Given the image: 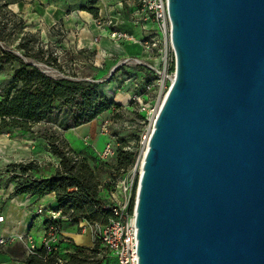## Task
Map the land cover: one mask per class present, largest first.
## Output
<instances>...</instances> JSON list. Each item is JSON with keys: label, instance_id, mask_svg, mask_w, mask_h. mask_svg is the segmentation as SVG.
Masks as SVG:
<instances>
[{"label": "water", "instance_id": "95a60500", "mask_svg": "<svg viewBox=\"0 0 264 264\" xmlns=\"http://www.w3.org/2000/svg\"><path fill=\"white\" fill-rule=\"evenodd\" d=\"M168 12L175 78L142 163L139 264H264V0Z\"/></svg>", "mask_w": 264, "mask_h": 264}, {"label": "trees", "instance_id": "16d2710c", "mask_svg": "<svg viewBox=\"0 0 264 264\" xmlns=\"http://www.w3.org/2000/svg\"><path fill=\"white\" fill-rule=\"evenodd\" d=\"M4 5L8 3L4 2ZM83 9L98 16V8L85 6ZM10 13L17 16L12 11ZM2 23L0 72L6 64L13 65V69L8 84L0 88V131L9 128L32 131L37 124H50L40 136L47 140L50 151L59 158V165L50 177H36L31 173L40 169L37 160L15 162L0 169V179L7 176L15 183L14 195L33 194L42 197L54 193L58 202L56 209L62 212L65 220L105 225L113 215V210L107 207L111 203L105 193L111 194L117 178L136 163L139 149L137 146L134 149L120 146L113 164L97 156L113 177V181L103 182L89 158L74 150L63 132L87 124L105 112L121 109L123 105L102 90L97 78L66 73L56 51L51 48L46 51L36 32L27 31L22 35L18 43L19 54L3 47L1 42H5L6 38ZM25 24L20 17L18 23L12 22V27L21 30ZM27 57L56 67L64 76L50 75L36 64L28 62ZM139 67L145 70L144 81L151 83L155 80L153 70L143 65ZM123 68L124 65H121L116 70ZM142 116L146 117L145 114ZM63 220L53 222L46 219L45 225L49 228L52 224H59L61 228ZM20 250L26 255L27 264H115V259L99 237L95 238L93 246H77L74 252L65 255L60 252L59 241L52 251H47L43 244L35 253L28 254L24 248ZM102 251L105 253L100 258Z\"/></svg>", "mask_w": 264, "mask_h": 264}, {"label": "crops", "instance_id": "0c3cea01", "mask_svg": "<svg viewBox=\"0 0 264 264\" xmlns=\"http://www.w3.org/2000/svg\"><path fill=\"white\" fill-rule=\"evenodd\" d=\"M5 1L12 12L24 19L31 31L59 35L60 47L78 52L79 64H94L95 70L101 72L98 76L111 73L125 58L143 60L146 57V51L140 43L119 42L112 38L109 34V24L115 29L133 34L139 40L155 34L158 28L154 19L140 10L136 0ZM126 3H129V6ZM85 6L98 8V16L83 9ZM88 51H94L92 59L86 57ZM130 85L126 80L124 90L129 89ZM104 87L108 91L113 90L118 87V82L112 79ZM105 113L87 124L63 132L64 138L74 150L88 153L85 146H74L78 145V139L82 141L83 135L94 130ZM4 130L6 134H0V169L15 162L37 160L40 165L49 162L52 164L50 174L42 177H50L55 173L59 158L50 151L47 140L37 131L13 128ZM95 143V148H102L100 138ZM82 144L85 145L83 142ZM14 188L15 183L7 176L0 179V216L3 217L0 220V235L27 233L40 247L47 230V217L37 215L36 210L40 206L46 209L57 208L56 196L54 193L42 197L33 194L14 195ZM58 240L63 255L74 252L77 246L91 247L94 244L93 228L85 221L75 223L64 219ZM23 248L26 249L24 244L18 241L4 247L0 251V264H27L26 255L20 250Z\"/></svg>", "mask_w": 264, "mask_h": 264}, {"label": "rangeland", "instance_id": "374dc122", "mask_svg": "<svg viewBox=\"0 0 264 264\" xmlns=\"http://www.w3.org/2000/svg\"><path fill=\"white\" fill-rule=\"evenodd\" d=\"M137 3L139 0H136ZM5 0L0 1V22H4L3 24V35L5 36V42H1L2 46L13 51L14 53H21V51L18 48V43L22 37V35L27 32H36L39 36V41L41 42L44 49L47 51L50 48L52 50H55L56 53L59 56L60 63L62 64L63 68L65 69V72L68 74H77L79 76L83 77H89V78H98V82L102 85V90L113 100L117 102H121L123 105V108L121 109H113L112 111L106 112L101 119H99L98 124L94 128L91 133H87L82 136V141L78 139V145L74 146V148H84L88 149V153L84 154L87 156L90 160V162L96 167L97 173L99 178L103 182L107 181H113V177L111 176L110 172L106 170V168L101 164V162L98 160L97 156L99 157L98 153L102 151L106 144L111 142L114 144L115 148L118 149L120 146H124L127 149H134L136 146L139 149V156L136 161V163L131 166L129 169H135L137 176L140 175V171L142 170V154L143 151H145L146 147H143V140L148 133L151 132L153 126L150 118L147 116L146 113L141 111L139 104L137 105L134 101H132L133 93L135 92L136 88L134 86L135 82H144L143 74L145 73V70L141 69L139 67V64L134 59L128 61L127 63L122 64L123 60H121L118 63V67L121 65H124L125 68L114 70L109 74H104L103 76H98L101 72H97L95 70V65H82L78 63L79 59V53L76 51H73L72 49H63L60 47V36L55 35L54 33H45L41 31H31L29 27L25 24V27L21 30L13 29L12 22H19L20 16L17 15L14 17L10 13V8L8 5H4ZM127 6H129V3H126ZM103 23V22H101ZM158 28L156 30V35L159 34V36L162 38V33L159 31ZM49 46V47H48ZM165 46V45H164ZM164 54L167 53V58L169 61V64H171V68L169 69L168 73L170 75H174L175 73V63H174V56L171 48L170 41L168 40V44H166L165 47H163ZM161 53L158 50H150L146 52V57L140 59L144 64L143 66L150 65V66H158L160 65L161 61ZM86 57L93 58L94 57V51H88L86 53ZM26 60L28 62L34 63L40 68H44L43 70H46L47 73L53 76H64V73H62L60 70H58L54 66H48L44 62L38 61L34 58L27 57ZM13 65L6 64L3 68V70L0 72V88L7 85L12 74ZM127 72V73H126ZM128 74V75H127ZM116 80L118 82V87L113 88V90H106L105 85L110 80ZM128 80V82L131 84L129 86V89L123 88V85L125 84V81ZM171 85V81L167 82V87L165 88L162 96L158 99L154 94H150V97L145 101L148 103L151 108H156V110H159L164 97L166 93L169 90V87ZM119 93V94H118ZM121 93V94H120ZM116 94L117 97H116ZM123 102V103H122ZM142 114H145V118L142 116ZM51 126L50 124H44L40 123L37 124L33 129L37 131L39 134L45 130L47 127ZM104 126H106V129H104ZM152 126V127H151ZM0 134L2 136L6 134L5 130L0 131ZM69 136V135H68ZM100 138L101 142V149L95 148V145L97 143L96 140ZM85 139H88L89 142H86ZM82 142L85 144L83 145ZM96 156V157H95ZM108 162L111 164L116 162L115 156L108 159ZM52 166L51 162L46 164H41L40 169L37 172H32L31 174L36 177H42L47 176L50 174L52 169L50 170V167ZM5 168V167H4ZM3 168V169H4ZM128 169V170H129ZM127 170V171H128ZM119 177L117 178L118 181ZM117 183V182H116ZM105 195L108 197L109 201H112V195L110 193H105ZM36 230V227H35ZM105 251H102L99 254V257L101 258L104 256ZM108 256V255H107ZM108 258V257H106Z\"/></svg>", "mask_w": 264, "mask_h": 264}, {"label": "built area", "instance_id": "2783aa9c", "mask_svg": "<svg viewBox=\"0 0 264 264\" xmlns=\"http://www.w3.org/2000/svg\"><path fill=\"white\" fill-rule=\"evenodd\" d=\"M139 8L154 19L158 26V30L162 33V38L159 34L156 35L155 33L139 40L133 34L115 29L111 24H109V34L119 42L127 41L140 43L146 52L150 50H158L162 54V62L160 65H147L148 68L154 71L156 76L155 80L151 83L146 81L143 83L135 82L134 86L136 90L131 98L137 105L139 104L141 111L146 113L153 123L159 110L151 108V106L145 101L150 97V94H154L156 98L159 99L167 87V82L171 81L172 84L174 80L173 77L175 78V73L173 76L168 73L172 65L169 64L167 53L164 54L163 50V47L168 44V40L171 44L175 68L176 55L171 42V21L168 12V0H140ZM132 59L139 64H144L139 58H125L122 64L127 63ZM104 129H106V126H104ZM150 134L151 132L145 136L143 147L147 146ZM85 141L89 142L88 139H85ZM116 152L117 149L114 144L109 142L106 144V147L98 153V155L102 160H108L116 156ZM141 171L140 175L137 176L134 168L129 169L119 177L116 187L111 193V204L107 206L113 210V215L108 219V222L105 225L90 224L93 228L94 241L96 237H99L103 246L107 248L111 257L115 259V264H139L136 202ZM36 214L46 215L47 219L53 222L65 219L62 212L56 208L46 209L43 206H40L37 208ZM2 219L3 217L0 216V220ZM60 231L61 228L59 224H52L47 228L43 238V245L47 251H52L54 249V245L59 241ZM17 241L24 244L28 254L35 253L38 248V245L27 233L18 235L10 234L0 235V251H2L4 247Z\"/></svg>", "mask_w": 264, "mask_h": 264}, {"label": "bare ground", "instance_id": "6f19581e", "mask_svg": "<svg viewBox=\"0 0 264 264\" xmlns=\"http://www.w3.org/2000/svg\"><path fill=\"white\" fill-rule=\"evenodd\" d=\"M44 69V68H43ZM173 79H174V77H173ZM153 124H154V122L152 123V126H153ZM151 126V127H152ZM153 129V128H152ZM152 131V130H151ZM147 146H148V144H147ZM147 146H146V148L145 149H147ZM145 152H146V150L145 151H143V156H142V163H143V160H144V155H145Z\"/></svg>", "mask_w": 264, "mask_h": 264}]
</instances>
